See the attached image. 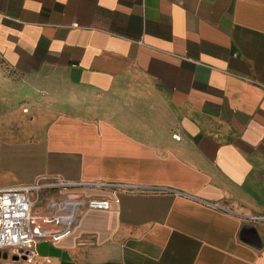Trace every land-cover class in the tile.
I'll return each mask as SVG.
<instances>
[{"label": "crops", "instance_id": "1", "mask_svg": "<svg viewBox=\"0 0 264 264\" xmlns=\"http://www.w3.org/2000/svg\"><path fill=\"white\" fill-rule=\"evenodd\" d=\"M1 134L0 187L121 186L0 264H264V0H0Z\"/></svg>", "mask_w": 264, "mask_h": 264}, {"label": "built area", "instance_id": "2", "mask_svg": "<svg viewBox=\"0 0 264 264\" xmlns=\"http://www.w3.org/2000/svg\"><path fill=\"white\" fill-rule=\"evenodd\" d=\"M180 139V136H175ZM118 183L104 180H71L60 175H42L30 183L0 187V251L33 262L39 241L57 242L73 229L78 213L87 206L109 209L112 199L92 197L85 190L117 191ZM41 192H50L44 214L35 212ZM211 205L217 206L215 203ZM255 223L264 224V214L248 216Z\"/></svg>", "mask_w": 264, "mask_h": 264}, {"label": "water", "instance_id": "3", "mask_svg": "<svg viewBox=\"0 0 264 264\" xmlns=\"http://www.w3.org/2000/svg\"><path fill=\"white\" fill-rule=\"evenodd\" d=\"M240 236L243 240L250 242L252 245L260 247L262 245V239L257 231V229L253 226H244L241 229ZM0 257H9L7 252L0 251ZM14 259H19L18 256H11Z\"/></svg>", "mask_w": 264, "mask_h": 264}, {"label": "rangeland", "instance_id": "4", "mask_svg": "<svg viewBox=\"0 0 264 264\" xmlns=\"http://www.w3.org/2000/svg\"><path fill=\"white\" fill-rule=\"evenodd\" d=\"M3 147H5V143L4 140L2 138V134H1V138H0V148H1V153L3 151ZM7 157H5L3 154H0V166H3L4 163L6 162ZM10 180V177L7 175H0V184H4L7 181Z\"/></svg>", "mask_w": 264, "mask_h": 264}]
</instances>
